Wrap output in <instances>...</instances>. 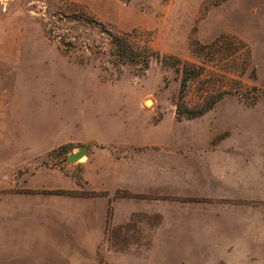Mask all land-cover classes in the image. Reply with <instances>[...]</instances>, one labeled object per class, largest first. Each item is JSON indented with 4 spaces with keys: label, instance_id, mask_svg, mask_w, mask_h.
I'll return each instance as SVG.
<instances>
[{
    "label": "rangeland",
    "instance_id": "obj_1",
    "mask_svg": "<svg viewBox=\"0 0 264 264\" xmlns=\"http://www.w3.org/2000/svg\"><path fill=\"white\" fill-rule=\"evenodd\" d=\"M128 31L158 53L144 71L109 55V34ZM222 36L243 47L210 46ZM177 60L202 67L189 108L224 92L198 116L177 112ZM83 147L90 163L68 162ZM105 153L155 159L156 191L91 190L82 165L94 177ZM39 168L76 179L58 193L107 196L109 218L112 201L139 204L109 223L104 264H264V187L248 199L243 185L264 179V0H0V194Z\"/></svg>",
    "mask_w": 264,
    "mask_h": 264
},
{
    "label": "crops",
    "instance_id": "obj_2",
    "mask_svg": "<svg viewBox=\"0 0 264 264\" xmlns=\"http://www.w3.org/2000/svg\"><path fill=\"white\" fill-rule=\"evenodd\" d=\"M91 156L93 161L97 159V153H91ZM103 159V163L93 162L97 164V170L91 177L89 159L80 158V162H88L82 165V175L91 190L108 194L118 189L133 193L156 191L155 159L148 162L147 169L141 168L135 156L124 161L114 160L111 154L105 153ZM16 166H23L22 160ZM246 175L244 196L262 199L258 189H263L264 179L258 181L260 177L255 178L254 184L251 172ZM195 177L198 183H209L206 178ZM78 187L76 179L62 171L39 168L31 179L22 181L21 191L0 194V264H104L102 245L107 239L109 223H123L139 204L125 199L112 201L109 218L107 196L58 193L74 191ZM203 191L197 188L190 193L202 196L205 195ZM221 192L218 187L208 192V196L218 199ZM204 224L202 222V228ZM104 253L107 262V247Z\"/></svg>",
    "mask_w": 264,
    "mask_h": 264
},
{
    "label": "trees",
    "instance_id": "obj_3",
    "mask_svg": "<svg viewBox=\"0 0 264 264\" xmlns=\"http://www.w3.org/2000/svg\"><path fill=\"white\" fill-rule=\"evenodd\" d=\"M75 19L88 23H97L94 19H86V17L82 16L75 17ZM109 35L111 36V42L113 46V50L109 53V55H111L113 62L115 63H119L120 65L131 64L135 66L138 71H144L148 68L151 58L153 56H158V53L155 52L145 40L143 41L141 39V36L139 33L137 34V31L118 32ZM226 40H231L234 43L238 42V44H241V42L234 37L222 36L218 38L214 43L210 44V46L219 47V43ZM208 46L209 45H206L205 47ZM242 47L243 45L241 44V48ZM162 58L165 59V56ZM176 62H178L177 64H179V67H181L179 97L177 100L178 102L176 103L177 112H186L187 116L189 117L198 116L211 108L215 101L218 100L224 94V92L217 94L215 99H213L209 103H206V94L201 95L200 98L201 100L203 99V103H196V107L192 106L193 108H189L184 101L185 88L189 81L195 80L201 76L202 67H196L194 64L189 65L190 63L180 60H177ZM71 193L77 194L78 192L71 191ZM89 194L92 195L95 193L89 192Z\"/></svg>",
    "mask_w": 264,
    "mask_h": 264
},
{
    "label": "water",
    "instance_id": "obj_4",
    "mask_svg": "<svg viewBox=\"0 0 264 264\" xmlns=\"http://www.w3.org/2000/svg\"><path fill=\"white\" fill-rule=\"evenodd\" d=\"M86 153H87V148L83 147V148H81V149L69 154L68 155V162L78 161L83 156H86Z\"/></svg>",
    "mask_w": 264,
    "mask_h": 264
}]
</instances>
